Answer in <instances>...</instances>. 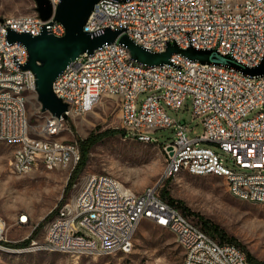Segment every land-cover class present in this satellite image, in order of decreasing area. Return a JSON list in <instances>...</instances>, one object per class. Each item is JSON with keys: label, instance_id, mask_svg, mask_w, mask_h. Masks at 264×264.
<instances>
[{"label": "built area", "instance_id": "2783aa9c", "mask_svg": "<svg viewBox=\"0 0 264 264\" xmlns=\"http://www.w3.org/2000/svg\"><path fill=\"white\" fill-rule=\"evenodd\" d=\"M47 1L53 12L61 2ZM9 29L29 35L45 30L56 37L65 29L53 16L41 20L35 12L0 16V67L10 68V76H0V141L13 148L10 168L16 173V165H23V173L17 174H25L37 165L60 169L64 161L74 167L81 157L79 148L61 138L69 119L66 110L65 117L41 110L33 73L23 69L26 48L7 40ZM107 29L119 31L116 38L70 61L53 81L52 91L63 103H75L79 115L93 110L104 96L116 98L123 136L139 142L152 139L162 148L165 165L160 180L146 194H138L109 174L98 189H89L91 174L72 199L55 209L60 220L47 224V240L32 239L28 246L76 255L127 254L144 215H153V223L163 220V228L172 234L173 227H180V234H173L183 253L178 264H262L249 261L240 246L207 234L163 199L159 188L173 178V169H185L194 175L222 177L236 198L264 204V76L213 63L196 70L201 62L180 53L171 54L158 71L136 73L123 66L120 53L104 52V45L124 44L119 40L126 35L142 39L140 47L146 51L170 44L180 49L216 48L253 68L264 63V0H101L83 30L98 36ZM209 65L218 66V73H210ZM144 92L149 94L137 108ZM28 94L43 114L36 129L29 123ZM186 97H191L193 116L201 118L199 136L188 137L185 125L174 122L164 110V106L179 109ZM143 125H154V131L172 126L175 138L157 143L151 133L143 132ZM18 147L26 148V157H17ZM111 211H124L125 220H111ZM108 223H115L118 237H110ZM27 224L29 215L18 212L14 225ZM6 230L0 217L3 246L8 242Z\"/></svg>", "mask_w": 264, "mask_h": 264}, {"label": "rangeland", "instance_id": "374dc122", "mask_svg": "<svg viewBox=\"0 0 264 264\" xmlns=\"http://www.w3.org/2000/svg\"><path fill=\"white\" fill-rule=\"evenodd\" d=\"M33 9L32 0H0V16L32 14ZM148 94L144 92L138 96L137 108ZM27 110L29 123L38 128L43 114L31 94H28ZM164 110L174 122L185 125L188 137L202 134L201 118L193 116L191 97H186L177 110L167 106ZM109 130L118 131L100 137L88 147L82 165L77 163L74 167L53 170L37 165L25 174L11 170L13 148L0 141V217L6 222L8 241L0 246V264H178L182 261L183 253L174 235L147 220L139 224L132 250L127 254L95 256L23 251L32 249L28 247L30 240H44L45 228L53 221L55 209L72 199L89 175L109 174L139 194L159 182L165 165L162 148L123 136L116 98L106 96L90 112L70 117L61 138L75 142L81 156L82 140ZM150 135L160 144L175 138L172 126L157 129ZM207 145L218 151L215 146ZM70 177L72 183L68 184ZM159 192L163 199L179 202L188 211L185 216L193 223L199 225L197 218L208 220L234 238L244 252L264 264V204L234 197L222 177L199 176L186 171L164 180ZM20 211L29 215L30 224L14 225V218Z\"/></svg>", "mask_w": 264, "mask_h": 264}, {"label": "water", "instance_id": "95a60500", "mask_svg": "<svg viewBox=\"0 0 264 264\" xmlns=\"http://www.w3.org/2000/svg\"><path fill=\"white\" fill-rule=\"evenodd\" d=\"M34 12L41 20L51 16L60 22L65 29L61 37L53 36L45 30L37 36L27 33H16L7 30L6 38L9 42L22 43L27 51V61L23 69H29L34 76L36 99L42 111H49L54 116L64 115L67 105L52 91V83L66 65L82 53H91L103 43L112 42L119 31L106 30L104 34L94 36L83 30L87 18L95 4L101 0H61L54 12L47 0H32ZM130 52L131 58L146 65L167 63L173 53H180L185 57L201 63H213L232 67L243 74L264 76V63L248 68L232 58L230 54L222 55L216 48L212 49H180L170 44L164 52L153 53L134 44L126 35L120 37Z\"/></svg>", "mask_w": 264, "mask_h": 264}, {"label": "bare ground", "instance_id": "6f19581e", "mask_svg": "<svg viewBox=\"0 0 264 264\" xmlns=\"http://www.w3.org/2000/svg\"><path fill=\"white\" fill-rule=\"evenodd\" d=\"M37 36V35H31ZM134 44L138 46H142V39L137 38H129ZM167 48V45H157L154 48H150V52L153 53H161L164 52ZM104 52H112V53H120L123 59V66L127 69L133 70L136 73H148L151 71H158L159 64L157 65H146L131 58L128 47L125 44H106L104 45ZM196 70H203V63H196ZM210 73H218V66L209 65ZM0 76H10V68L0 67ZM66 113L67 117L70 118L74 115H79L78 107L75 103H66ZM65 114V111H64ZM63 116V115H60ZM154 131V125H143L144 133H152ZM140 142L142 143H153L152 139H143ZM158 145V144H157ZM17 157H26V148L18 147L17 149ZM71 166V161H64L61 165L60 169L67 168ZM185 171V169H173V178L179 174L180 172ZM16 173H23V165H16ZM95 175V174H94ZM92 175V176H94ZM90 177L88 180V188L89 189H98L102 180H107V176H94ZM112 178V177H111ZM116 182L120 183L118 180L113 178ZM149 189V188H148ZM146 189L141 194H146L148 192ZM134 192V191H133ZM139 194V193H138ZM235 197L234 194H231ZM111 220H125V212L124 211H111L110 212ZM60 220V213H56L52 222H56ZM144 220L150 221L153 223V215H144ZM156 225L163 228V220H156ZM108 230H110V237H118V229H115V223H108ZM173 234H180V227H173ZM48 238V230H46V234L44 240ZM2 246V245H0ZM32 247V246H28ZM1 249V247H0ZM25 249V248H23ZM32 249H27L23 251L30 252ZM35 251V250H33ZM36 251H47L54 252L53 248L43 247V245H36Z\"/></svg>", "mask_w": 264, "mask_h": 264}, {"label": "trees", "instance_id": "16d2710c", "mask_svg": "<svg viewBox=\"0 0 264 264\" xmlns=\"http://www.w3.org/2000/svg\"><path fill=\"white\" fill-rule=\"evenodd\" d=\"M118 130H114V131H105L96 135H89L87 138H85L84 140H82L80 142V147H81V157L80 160L78 162V165H82L84 163V154L87 153V148L90 147L91 145H93L94 143H96L100 137L109 134L111 132H116ZM72 183V177L69 178L68 184ZM161 194L163 196L166 197V195L164 194V192H161ZM172 205L176 206L177 208H179L182 212V214L187 215L188 211L179 203V202H174L173 200H171L170 198L167 199ZM199 220V226L210 236L214 237L215 239H217L220 242H231L234 243L236 245L239 246V244L236 242V240L230 236H227L225 234V232L221 229H219L217 226H215L214 224H212L211 222H209L208 220H204L201 218H197ZM246 257L249 261L251 262H258L256 261L251 255H249L248 253H246ZM258 263H262V262H258Z\"/></svg>", "mask_w": 264, "mask_h": 264}, {"label": "crops", "instance_id": "0c3cea01", "mask_svg": "<svg viewBox=\"0 0 264 264\" xmlns=\"http://www.w3.org/2000/svg\"><path fill=\"white\" fill-rule=\"evenodd\" d=\"M106 96H104V97H102L101 99H100V101L102 100V99H104ZM99 103V102H98ZM97 105V104H96ZM16 219V217L14 218V220Z\"/></svg>", "mask_w": 264, "mask_h": 264}]
</instances>
